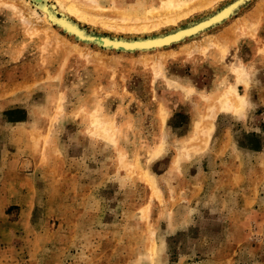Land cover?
Returning <instances> with one entry per match:
<instances>
[{
    "label": "rangeland",
    "instance_id": "obj_1",
    "mask_svg": "<svg viewBox=\"0 0 264 264\" xmlns=\"http://www.w3.org/2000/svg\"><path fill=\"white\" fill-rule=\"evenodd\" d=\"M92 1L111 16L158 9L160 26L143 34H114L95 16L82 23L133 39L192 25L231 0L203 9L201 0ZM262 18L264 0H247L206 33L219 47L190 52L188 38L115 51L57 25L30 31L0 1V264H264ZM243 40L255 43L250 60ZM232 87L248 100L243 112L221 104ZM207 121L212 131L196 137Z\"/></svg>",
    "mask_w": 264,
    "mask_h": 264
},
{
    "label": "bare ground",
    "instance_id": "obj_2",
    "mask_svg": "<svg viewBox=\"0 0 264 264\" xmlns=\"http://www.w3.org/2000/svg\"><path fill=\"white\" fill-rule=\"evenodd\" d=\"M0 1L3 5L15 10L20 16L21 20L24 23H27L29 25L28 29L30 31H34L35 29H38L37 26H40L41 23L47 26L45 27V29H51V30H52V25H57L67 35H70L71 37L75 39V41H78V42H83L85 44L94 43L98 45L100 48L107 49V50L109 49L115 50V51L140 50V51H145V52L151 51L155 48L167 47L169 45L184 41L188 38H190L191 42L189 44H183V47L185 49L190 50V52H194L195 50L197 51V50L207 49L208 47L212 45L219 47L220 45H218L217 43L218 37L216 38L215 36H212L211 34H206V33L208 32V30L212 29L213 26L220 24L222 21L234 15L240 6L247 2V0H231L229 3H227L220 9L216 10L211 15L209 16L207 15L208 17H205L192 25L180 27L172 32L162 34V35H144L142 37L132 39V38H124V37H118V36L110 37L105 34H94L92 33V31H87V29L83 26L82 23L89 22V20L91 18H94L95 16V17H98L99 25L104 26L105 28L110 29L111 31H114V34H115V31H120L123 33L128 32L131 34L138 32L140 34H143L144 32H148V30L151 27L158 28L160 26L161 23H159L156 20H152L157 17L155 15L156 13L159 12L158 9H156L155 7L148 8V10H146L148 12L142 16L138 15L137 12L134 13V15H132V14H128L127 12H122L120 10L113 9L112 11L113 14L116 13L118 15L111 16L105 13L107 11H110L111 7L109 8L110 10H105L106 8L98 6L96 2L92 0H54L51 3H48V0H34V2H32L31 0H16V1L15 0H0ZM191 1L188 3H191ZM200 2H199L200 6L199 4L195 5V7L197 6L196 9H203L205 7H208L214 2H217V0H201ZM183 5L174 6L172 4V7H168V8H171L173 10L175 9L178 10V8H181ZM195 7L193 6V9H194L193 11H195ZM87 8L88 9L93 8L92 10L94 9L97 10L96 15L91 14L89 12L90 10H87ZM190 10L189 12H191ZM39 11L45 14L46 20L41 19V16L38 13ZM189 12L186 11V13L188 14ZM184 13L176 17H171V18L166 15L169 18L165 19L166 20L165 23H172V22L175 23L177 22V20L185 18L187 14H184ZM160 19L162 20L163 18H161L160 16ZM235 24L236 23H234V25ZM230 28L232 29L233 26H231ZM230 28L229 30H231ZM203 34H206V36L204 35L200 40L195 39L196 37L198 38V36H202ZM60 37L58 38L61 39L62 37L61 38ZM61 40H64V39L62 38ZM66 40H65V45H68L72 50H75V49H77V51L80 50L79 48L81 46L77 42L69 43V42H66ZM83 50H82L83 53L82 52L81 53L84 55V52H86L85 53L86 57H89L91 55L90 51L88 52V51H83ZM95 58L96 57H94V59ZM235 72L238 75V80H240L241 83L243 82V84H246L247 88H250V80L248 79L249 75L245 72V69L237 68ZM187 90L188 89H186V92ZM221 99H220V102H221ZM224 101L225 102H222L221 104L223 105L228 104V105L234 106L235 109L237 110V113L243 112L248 104L247 98L244 95L238 93L236 87L234 88L232 87L229 89L228 92H226L224 96ZM205 118H207L208 120L210 116L207 115L205 116ZM98 121L99 120H95L96 123H99L98 126L100 127L96 129L98 130L99 133L105 135L107 133V130L105 127H103L104 125H102L100 121L99 122ZM212 127H213V124L208 121L206 122L203 128L200 127L199 125L198 130H196L195 136L197 137L198 135H201V133L202 135L206 133H210L209 131H212L213 129ZM146 176L149 182L152 183L154 178L152 176L149 177V174L147 173H146ZM154 248L155 247H153V249Z\"/></svg>",
    "mask_w": 264,
    "mask_h": 264
},
{
    "label": "crops",
    "instance_id": "obj_3",
    "mask_svg": "<svg viewBox=\"0 0 264 264\" xmlns=\"http://www.w3.org/2000/svg\"><path fill=\"white\" fill-rule=\"evenodd\" d=\"M248 14H250V12L249 13H247L246 14V16L248 15ZM262 17V16H261ZM264 18H262V20H263ZM263 21L261 22V26H260V28L261 29H264V25H263ZM264 31H262L260 34H259V39H261V41L262 40H264ZM244 41V43H243V46L245 45V46H247V49L249 50V52L247 53V60H250V59H252V49H250V46L252 47V45H255V43L253 42V41H251V40H248V41H246V40H243ZM262 69V67H257V70H261ZM259 85V86H258ZM255 87H256V97H257V103L258 104H264V101H263V97H264V86H263V83H255V85H254ZM247 87V86H246ZM237 89V92L239 93V88H236ZM241 94V93H240ZM255 106H258L257 104L255 105Z\"/></svg>",
    "mask_w": 264,
    "mask_h": 264
}]
</instances>
